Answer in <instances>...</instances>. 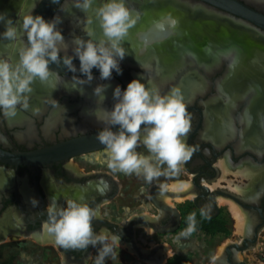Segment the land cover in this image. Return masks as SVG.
<instances>
[{
  "label": "flooded vegetation",
  "instance_id": "1",
  "mask_svg": "<svg viewBox=\"0 0 264 264\" xmlns=\"http://www.w3.org/2000/svg\"><path fill=\"white\" fill-rule=\"evenodd\" d=\"M98 1L103 2L104 0ZM140 1L143 4L139 3L141 5H137L138 10L136 11L142 14L141 17L148 3H144L143 0ZM147 1L162 4L168 0ZM249 1L264 6V2ZM126 3L128 8H136L133 5H128L129 1ZM65 4L66 0H63L56 9L58 12L54 13L50 20L59 15ZM190 5V10H200V5ZM180 6L188 7L189 5ZM69 17L71 20H66V24L68 23L67 25L75 29L74 34L80 37L85 36L86 34L82 29L85 27L86 16L69 15ZM229 21L231 22V20ZM240 25L239 23L238 26ZM60 31L64 37L66 35L75 37L74 34L71 36L64 28H61ZM21 39L15 43L1 37L0 59H8L15 63L18 60L19 46L27 42L26 36ZM72 49L73 47H68L67 53L62 50L61 57L65 54L73 55ZM237 57L238 53L233 60L234 64L237 62ZM233 61L231 59L230 62ZM131 63L127 65L120 61V64L125 67L128 73L133 74L135 79L138 75L145 80H150L145 73V68L141 65L142 62L133 60ZM152 64L154 67L157 66L162 69L157 58H154ZM196 64L194 63V66ZM227 64L228 62H219L213 73L207 72L206 76L201 74L208 85L204 86L201 92L194 89L190 95L184 97L188 111L193 114L192 127L186 137V144L192 149V154L187 161L180 165L179 177L183 178L179 180L189 182L188 187L180 190L181 196L170 195V192L173 191L170 188L172 181L170 179L163 183L157 181L151 183L148 195L145 197L143 195V189L146 186L144 183L138 181L129 183L125 178L113 172L108 164L102 169L90 163H80L75 160L81 155L102 151L105 148L61 158L51 164L36 168L28 165L10 166L0 162V172L5 170L11 175L9 181L0 183V259L6 258L5 256L10 255V252L13 253L16 248L25 249L28 247L25 241L32 237L38 239L37 247L42 249L47 245L42 244L43 239L48 240L50 237V241H53L52 245L61 253V257L66 262L84 264L92 249L91 245L86 249L64 248L58 245L55 237L43 227L48 221V205L55 203L58 208H64L67 206V201L71 199L78 203L87 204L96 211L97 216L92 221L95 233L99 234L106 229L107 235L119 236L121 243L127 249L137 248L140 250L141 258H150L154 264H161L169 258V246H172L173 236L180 230L189 229L192 226L194 229H201L200 231L206 236L218 232L227 233L229 230L232 234L236 233L232 228L225 229L224 214L226 212L231 217L232 227H236V223L233 221L235 217L229 204L219 202V198L223 197L232 199L237 203L247 215L248 222L239 238L229 239L219 254L213 255L212 253L213 261L215 264H254L243 259L241 254L257 244L260 232L264 227V180L253 193L237 191L231 186L249 189V177L236 176L234 172L237 169L254 167L264 173V168H262L264 167V112L261 113L262 115L260 114L255 125L251 117L252 109H255L253 108L255 103L253 100L254 92H259V95L263 96L264 91H261L257 85L255 86L258 90L257 88L256 90L251 89L250 84L245 85L248 87L246 90L244 88L234 89L232 90L234 95L230 97L234 100V106L222 108L223 103L228 101L226 100L228 93L223 85L227 75H229L227 71L231 70ZM188 74L189 72H185V69L183 71L182 69L178 70L172 77V81H175L174 86L169 85L167 87L166 85L164 90H170L173 87L181 88L183 79ZM175 76L179 77L176 78ZM191 77L192 75L188 76V78ZM94 79L99 85L112 83L114 89L120 86L121 90H124L128 85L113 73L110 80H101L96 77ZM32 87L33 91L42 90L40 83L34 82ZM40 93V95L34 93L30 95V101L32 98H36L44 103L39 114L34 115L32 111H24L25 115L22 118H16L11 122H8L0 114V148L9 151H30L39 146L52 145L60 140L98 132L105 125L99 121L85 126L88 116L84 110L99 109L97 112L102 114L103 108L111 110L114 106V103L107 98L103 104L98 103L97 98L88 100L78 90L75 92L62 90L56 94L53 92L44 93L43 91ZM89 94L91 95V92ZM52 99L56 100L59 106H54L55 102ZM63 106H68V109L62 110V118L65 121L56 123L47 134L44 126L48 117ZM103 118L106 119V116ZM66 119H71V122L66 121ZM31 122L33 123L32 129L28 128V124ZM250 124L254 127H251ZM216 125L220 133L223 129L221 138L216 137L213 132ZM65 126L70 127L71 130L63 131ZM253 129L260 130L259 133L257 132L255 140L249 139L248 136ZM28 132L32 136H28ZM217 133H219L218 130ZM140 146L139 151L145 148L142 144ZM220 160H223L231 169V172L225 173L226 178L224 179L220 178L222 175ZM163 168H166V165ZM228 180L237 182H232V185L229 186ZM217 182L219 183L217 184ZM246 184L248 185L246 186ZM177 197L181 198L179 201H183V204L175 203L179 202ZM32 199L39 202L38 206L33 207ZM189 217L193 219L190 220ZM186 223H189L190 226H185ZM9 236L17 237L18 240H24V242L15 244ZM253 239L255 242H252ZM151 243L155 245L151 253L145 254L141 251L142 247L152 245Z\"/></svg>",
  "mask_w": 264,
  "mask_h": 264
},
{
  "label": "clouds",
  "instance_id": "2",
  "mask_svg": "<svg viewBox=\"0 0 264 264\" xmlns=\"http://www.w3.org/2000/svg\"><path fill=\"white\" fill-rule=\"evenodd\" d=\"M94 5L95 0H73L72 6L85 13L86 22L82 30L88 39L75 36L72 40L73 55L65 54L63 57L60 55L61 51L67 53L69 46L57 29V25L61 23L59 16L45 20L40 15L29 13L14 23L5 14H0V22L5 25L2 33L4 39L18 42L26 36L27 41L19 46L18 60L15 63L0 59V114L11 119L18 115L19 110L27 111L30 107L34 115L39 114L41 109L30 105L33 83L38 80L42 85L55 90L60 81V73L51 70L50 64L59 66L62 61L68 71H79L86 77H72L71 89L78 90L81 94L83 86L94 79L92 69L99 70L101 80H110L113 70L121 73L120 61L127 54L122 44L141 14L128 8L125 0H106L95 8ZM93 8L102 32L99 39H95L92 30L87 27L93 22L91 17H87V13ZM165 19L172 28L178 24V20L171 16ZM156 27L164 30L165 25L157 22ZM205 51L209 55L213 54L211 47ZM218 55L228 60L231 54L222 52ZM76 58L79 59V69L73 63ZM234 63L230 62L229 67H233ZM106 88V85L101 84L93 90L100 104L106 99ZM113 98L116 101L113 108L102 109L106 119L95 115L99 109L92 113L105 125L98 131L96 138L105 147L108 167L113 172L142 175L147 182L161 175L177 174L180 165L192 154V149L186 144V137L192 127L193 114L188 111L180 88L173 87L162 94L153 82L142 83L140 79H133L124 90L117 86ZM52 100L55 102L54 106H59L56 100ZM114 128L117 130L113 131ZM141 144L149 155L136 151ZM165 165L166 168H163ZM31 203L36 207L39 202L32 199ZM47 213L48 221L43 227L55 237L58 245L86 249L99 243L102 248L96 264H103L109 255H117L115 249L119 247L120 237L111 235L109 244L106 229L99 234L95 233L92 221L97 214L87 204L69 199L64 208H58L55 203L48 205Z\"/></svg>",
  "mask_w": 264,
  "mask_h": 264
},
{
  "label": "bare ground",
  "instance_id": "3",
  "mask_svg": "<svg viewBox=\"0 0 264 264\" xmlns=\"http://www.w3.org/2000/svg\"><path fill=\"white\" fill-rule=\"evenodd\" d=\"M38 1L39 0H31L29 1V3L24 5L25 0H0V14H5L8 18H10V16L14 15L15 10L17 11L18 6L24 5L22 11L16 12V22L17 20L21 19L23 15L29 14L32 11V8L34 7V4ZM126 1H129L128 5H133L134 7H136L135 10H138L137 5L139 3H142L140 0H125L126 6ZM143 1L144 3L148 4L144 10L143 16L140 17L135 26L129 29V33L122 44V46L126 49L127 54L121 62H124L125 64L129 65L132 63L127 59H140L138 61L142 62L141 65L145 68V73L150 78V80H147L153 82L156 86H158L162 93H166L169 91L168 89L164 90V88L166 87V85L167 87H169V85H173L175 83V81H172V77L175 75V72L180 69H182V71L185 69V72H189L187 76L185 75L186 77L183 79L184 82L182 83V87L180 89L187 91L189 95L191 92H193L194 89H197L199 90V92H201L204 86L208 85L206 84L204 78L201 77V74H204L206 76L207 72L213 73L215 71L214 69L216 68V66L219 65V62H228L227 66H229L231 59L233 61L239 51H242L240 52V56L242 55V58L240 59L238 64H236V66H234L233 68L231 67V70L227 71L229 72L230 76L227 75V79L223 84L224 89L228 93V98L226 99L228 101L223 103L222 108L234 106V100H232L233 98L230 99V97L234 95V91L232 90L235 89V85L238 84L239 87V83L248 81L251 78L254 80V82L250 84V86L257 85L261 91H264V36H262V38H259L258 35L254 34L251 29L254 31L257 30L253 26L248 25L244 21L239 22V20H234L233 18H236V16L230 13L228 15L233 18L225 15L222 16L221 14L212 12V8H206L207 5H203V3L199 2V0H197L196 2L194 0H168L171 1V3L164 5L154 4L150 0V2H148L147 0ZM255 1L264 2V0ZM104 2H106V0H104L103 2L95 0L94 8L95 6H98ZM72 4L73 0H66V4L61 8L60 13L58 15L61 18V23L57 25L58 30L64 28L69 34H71V36L75 33V29L72 28V26L67 25L68 23L66 24V20H71L69 15L79 17L85 16L84 12H82L80 9L73 7ZM190 4L200 5V10H190ZM180 5L189 6L184 7ZM94 8L92 10H89V12L87 13V17H91L93 21L91 24H89L88 28L92 30L93 37L95 39H99L102 36V32L99 27V23L95 18ZM190 11H194L195 14L191 15L192 13L190 14ZM207 14L219 15V17H225L237 24H233L229 20H217L218 18H207ZM167 16H171L172 18L178 20V24L175 28L169 26L168 21L165 19V17ZM157 22L164 23V30H160L156 27ZM239 23L242 26H238ZM4 31L5 25L4 23L0 22V38H3L2 33ZM75 36H77V34ZM82 38H84L85 40L88 39L86 35ZM64 39L70 48L74 47V45L72 44V37H68L66 35ZM208 47H211V51L213 53L212 55L206 53L205 49ZM192 48H194V50L196 51H192ZM222 52H230L231 55L229 56L228 60H224L221 56L218 55ZM240 56H238L236 60H238ZM154 58H157L158 60L160 58L161 63H159V66L162 69H159L157 66H153L152 61H154ZM194 63L197 64L194 66ZM196 72L199 73L197 74ZM190 75H192V77L188 78V76ZM246 76L248 78H246ZM178 77L179 76H177L176 78ZM230 79L231 81H229ZM147 80L142 78L141 82L146 83ZM259 80L262 81L261 85L258 84V82H260ZM71 81L72 80L69 79L60 80L55 90H52L46 85H42L38 80L36 81V83L41 84L42 90L40 91H43L44 93L53 92V94H56L57 92H61L62 90L75 92L76 90L71 89ZM97 85H99L98 82L93 79L90 84L83 86V94L85 95L86 99L93 100L94 98H97L93 94V90ZM105 85L107 86L105 92L106 98L115 103L116 101L113 98L114 88L112 86V83H107ZM243 88L246 90L247 87L245 86ZM40 91H33L32 93L40 95ZM90 92L91 95L89 94ZM30 105L33 108L38 107L41 109L44 103L42 101L40 102L36 98H32L30 101ZM65 109H68V106L61 107L60 109L54 111L51 116L48 117L46 125L44 126L45 132L47 134L50 132V128L56 125V123H63V121H65L62 118V110ZM27 111H32L31 107ZM84 112L86 116H88L85 121L86 125L84 124L85 126L99 122V120H97L96 117L92 114L94 111L85 109ZM24 115L25 112L23 110H19L18 115L16 117L6 119L8 122H11L16 118H22ZM95 115L99 116L101 119H104L103 116H106L103 111L102 114L96 111ZM66 121L71 122V119H66ZM32 127L33 123L31 122L28 124V128L32 129ZM70 130V127L65 126L63 131L68 132ZM28 136H32L30 132H28ZM249 137L253 138L251 135H249ZM46 152L62 153L60 151L59 145L54 146L48 151L38 153L41 154ZM220 164L221 166L225 167L224 161H220ZM235 173L241 174L242 176H247L250 180L249 189L245 188L246 190L243 189L241 186H231L237 191H250L251 193H253L258 187V185L264 180V173H261L260 171H258V169H255L254 167L240 168ZM247 185L248 184H246V186ZM188 186L189 182L185 180H179L170 183V188L175 191H180ZM177 199L180 200L181 198L179 197ZM220 201L229 204L233 216L235 217L237 229L241 232L244 231L246 227L245 225H247L248 222V217L245 212H243L241 207L237 203L232 201V199L220 197L219 202Z\"/></svg>",
  "mask_w": 264,
  "mask_h": 264
},
{
  "label": "rangeland",
  "instance_id": "4",
  "mask_svg": "<svg viewBox=\"0 0 264 264\" xmlns=\"http://www.w3.org/2000/svg\"><path fill=\"white\" fill-rule=\"evenodd\" d=\"M29 1H31V0H25L24 5L29 3ZM168 3H171V1L164 2L161 5L168 4ZM24 5L18 6L17 11L15 10V12H14L15 18H14V15H12V16H10V19L15 21L17 19V13L16 12H18L20 10L22 11L24 8L23 7ZM190 14L194 15L195 13H194V11H190ZM215 16H217V15H208V14L206 15L207 18H218L217 20H220V19L229 20L225 17H221V16L215 17ZM233 24H235V23H233ZM251 31L254 34L258 35L259 38H262L263 35H261L257 31H254L252 29H251ZM251 31H249V32H251ZM202 40H204V39H202ZM14 46H15V43H14ZM192 51L195 52L196 50H194V48H192ZM240 52H242V51L238 52L239 53L238 56H240ZM241 56L237 60L236 64H238V62L242 58ZM127 60L133 61V60H140V59L129 58ZM159 63H161L160 58H159ZM236 64L234 66H236ZM136 76H137V78H141L138 75H136ZM246 78H248V77L246 76ZM140 80H142V79H140ZM250 80H248L250 82L244 81L243 83H239L240 84L239 87H238V84L235 85V89H242L243 87H245V85L252 84L254 82V80L252 78ZM261 83H262V81L258 82L259 85H261ZM249 87L251 89L254 88L255 90L257 88L255 85H252ZM263 87H264V84H263ZM257 90H258V88H257ZM181 92H182L183 98L188 96L187 91L181 90ZM261 96L262 95H259V92H254L253 100H255L256 105L254 103L253 108H255V109L251 113V117L253 120H256V121L258 120L260 114L264 112V97H263L264 95L262 97ZM256 106H258V107H256ZM140 147H141L140 145L137 147V149H136L137 152H139L143 155H149L146 148L139 151ZM75 160L77 162H80V163H90L91 165H94V166H96L98 168H102V169H104L105 166L107 165V156L105 155V150L91 152V153H88L85 155H81L80 157L76 158ZM220 161H223V160H220ZM220 161H219V163H220ZM220 167H221V171H222V175L220 178L224 179V178H226L225 173L231 172V169L226 164H225V167L221 166V164H220ZM262 168H264V167H262ZM262 168H260V169H262ZM237 170L235 172H237ZM179 172H180V169H179ZM179 172L177 174L161 175L158 178H154L151 182H147L142 175L141 176H137L136 174L126 175V174L121 173V172H115V173H117L118 176L125 178V180H127L129 183L131 181H138L140 183H144L146 186L143 189V191H144L143 195L146 197L148 195L149 185H152L156 181L163 183V182H166V180H168V179L172 180L173 182L176 180H179L180 178H183V177H179V174H180ZM235 172H234V174L236 176L241 175V174H236ZM228 182H229V186H231L232 182H237V181L228 180ZM218 183L219 182H217V184ZM177 198H179V197H177ZM220 202L226 203L223 201H220ZM175 203L183 204V201H179V202H175ZM233 221H235V219ZM224 222H226L225 229L232 228L236 231V233L232 234V232L229 230V231H227V233L218 232V233H212L214 235L206 236L202 231H200L201 229H199V228H198L199 230L194 229V227L190 226L189 223H186L185 226H187V227L190 226L189 229L191 228V231H189V229L180 230L177 232L176 235L173 236L174 241H173L172 245H173V248L175 249V253L172 254L171 257L172 258H178V257H182L181 255H183L185 257V259H187L188 264H215V262L213 261V258H212L213 257L212 253H213V255L219 254L221 252L224 244L227 243V241L229 239H237L241 235V231H239L237 229V226L232 227V225H231L232 220H231V217L228 215V212H226L224 214ZM234 223H236V222H234ZM9 237L12 239V241H14L15 244H18L19 242H21V243L24 242V240L23 241L18 240L17 237H15V238H12L11 236H9ZM43 238H45V237H43ZM37 240L38 239H36L35 237L30 238V240H26L25 242H26L28 247H26L25 249L16 248L15 251H13V253L10 252L11 256L9 259L6 258L5 261L0 259V264H13V262H16V264H30V263L31 264H71L68 261L66 262L64 259H63L62 263L60 262L61 253L57 249H55V247L52 245L53 241H50V237L48 240L43 239V241H42V244L48 245V246L46 245V247H45V248L48 247L46 254H45L46 258H42L41 254H40L41 249H39V247H37L38 246ZM30 245H31V248H30ZM119 245H120V241H119ZM118 249H119V247H118ZM241 257L243 259H247V260L253 262L254 264H264V227L260 232L257 244L252 249L247 250V251H243L241 254ZM110 260H111L110 258L107 259V261H110ZM116 264H120V263H116Z\"/></svg>",
  "mask_w": 264,
  "mask_h": 264
},
{
  "label": "water",
  "instance_id": "5",
  "mask_svg": "<svg viewBox=\"0 0 264 264\" xmlns=\"http://www.w3.org/2000/svg\"><path fill=\"white\" fill-rule=\"evenodd\" d=\"M195 2L197 0H194ZM63 0H58V2H53V0H39L34 4L32 11L30 12L32 15H40L45 20H50L51 16L58 12L56 8L60 5ZM203 5H207L206 8H212V12L221 14L222 16H229L228 14L235 15L236 18L234 20L239 22H246L248 25L253 26L258 33L264 36V6L259 3L251 2L249 0H199ZM253 5V6H251ZM217 9V10H216ZM220 10V11H218ZM222 11V12H221ZM241 19V20H240ZM74 65L77 69H79V60H73ZM50 69L60 73V79H71L73 75L79 76L81 79H86V77L82 76V74L77 71L76 73H72L67 70V68L61 64L58 66L56 64H50ZM121 73H117L113 70V74L120 77L123 82L126 84L130 83L134 78L133 74L128 73L120 64ZM233 68V67H232ZM93 77L100 78V72L98 69H92ZM117 129H113L116 131ZM98 132L88 133L82 136L74 137L72 139L60 140L58 142H54L52 145L60 146V151L62 153H38L45 152L53 148L54 146H39L37 149L33 151H9L0 148V162L8 164L10 166H18V165H28L32 168H36L43 165H48L54 162L55 160L66 158L70 155H78L94 150H99L105 148L96 138ZM59 143V144H58ZM170 195L172 196H181L182 193L180 191H171ZM255 242V239L252 240ZM220 263V261H218Z\"/></svg>",
  "mask_w": 264,
  "mask_h": 264
},
{
  "label": "crops",
  "instance_id": "6",
  "mask_svg": "<svg viewBox=\"0 0 264 264\" xmlns=\"http://www.w3.org/2000/svg\"><path fill=\"white\" fill-rule=\"evenodd\" d=\"M253 110L254 109H252V112H253ZM216 122H218V121H216ZM253 122H254V125H255L256 121L254 120ZM254 125L250 124L251 127L252 126L254 127ZM217 130H218L219 133H217ZM253 130H254V132H253ZM253 130L250 132V134H248V136L251 135L253 137V139L255 140V138H257L256 134H257V132H260V130H257V129H256L257 131L255 129H253ZM213 132L215 133L216 137L218 136V138H221L222 135H223V129H221V133H222L221 134L217 125H216V127H215ZM10 178H11V175H10V173L8 171L3 170L2 172H0V183L3 184L4 181H9ZM176 181H179V180H176ZM171 182H173V181H171ZM108 236H109L108 243L110 244L111 243V240H110L111 235H108ZM154 246L155 245H153V244L152 245L149 244V245H147L145 247H142V248L140 247V248H141L142 252H144L145 254H149L154 249ZM44 248L45 247H42V249L40 250V252H41L40 254H41L42 258H46L45 254H46V251L48 249V248L47 249H44ZM101 248H102V245L99 244V243L96 246H94V247L92 246L90 254L87 257L86 262L84 264H96L98 255H99V253L101 251ZM168 250H169L168 251L169 258H167L168 260L165 259L161 264H167L172 259L171 255L175 253V249L173 248V245L169 246ZM115 251H116L117 255L112 254V255L107 256L105 258V260L107 261L108 258H110L111 260L107 261V262L104 260L103 264H116V263H120V264H154L153 261L150 258H141L140 255H139L140 250H138L137 248H135V249L134 248L133 249L132 248L131 249H127L125 247V245H123V243H121V241H120L119 249L116 248ZM9 256L10 255H7L5 257L7 259H9L10 258ZM181 256L184 257L183 255H181ZM6 258L3 257V260L5 261ZM60 262L61 263L63 262V258L62 257L60 259ZM13 264H16V262H13ZM71 264H77V263H71Z\"/></svg>",
  "mask_w": 264,
  "mask_h": 264
},
{
  "label": "trees",
  "instance_id": "7",
  "mask_svg": "<svg viewBox=\"0 0 264 264\" xmlns=\"http://www.w3.org/2000/svg\"><path fill=\"white\" fill-rule=\"evenodd\" d=\"M167 264H188L184 257L172 258Z\"/></svg>",
  "mask_w": 264,
  "mask_h": 264
}]
</instances>
